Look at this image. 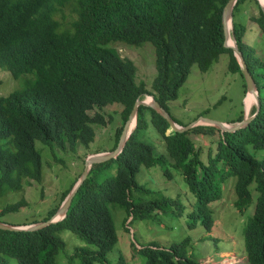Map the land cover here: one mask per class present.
I'll return each mask as SVG.
<instances>
[{"label": "trees", "instance_id": "16d2710c", "mask_svg": "<svg viewBox=\"0 0 264 264\" xmlns=\"http://www.w3.org/2000/svg\"><path fill=\"white\" fill-rule=\"evenodd\" d=\"M229 1L0 0V67L15 79L35 76L23 89L0 97V199L23 191L31 181L42 182L44 165L37 141L73 154L80 147L90 151L96 139L95 126L113 121L110 117L108 122L100 112H90L120 104L122 125L114 134V151L137 99L154 96L169 112L168 102L178 98L193 65L206 73L221 54H227L229 71L242 76L247 92L245 73L234 51L224 46L223 11ZM247 2L253 7L249 19L263 35L264 13L258 0H239L234 8L237 45L260 93L261 108L254 120L235 133L197 126L186 133L168 134L171 126L166 119L152 107H139L137 126L127 146L117 158L92 167L64 220L37 231L0 230V264H11L12 259L19 264H58L57 256L66 248L60 236L64 230L86 244L75 249L70 264L77 258L80 264H111L109 255L119 237L109 205L124 208L131 221L153 220L172 208L184 216L179 198L149 190L137 181L142 168L158 165H171L180 171L195 196L190 227L202 225L209 239L214 228L211 204L221 199L226 180L237 179L234 204L241 214L253 203L250 187L254 185L258 197L243 236L247 262L264 264V159L259 158L264 150V59L254 56L244 41L247 27L236 20ZM59 16L63 21L72 19L69 29L61 28ZM147 42L156 52L152 91L144 81H137L134 61L110 46L122 43L133 47ZM151 129L164 141L167 155H158L148 141ZM217 134L220 142L214 154L203 155V147L192 140V135ZM101 152L105 151L93 154ZM109 167H116L115 175L102 177V171ZM166 175L173 177L169 169ZM78 180L63 191L60 204L48 210L43 220L15 226L50 220ZM27 205L23 199L4 207L0 222L3 215ZM191 244L188 239L167 248L153 242L135 247V251L145 264H202L189 253ZM115 264H128L127 258L121 254Z\"/></svg>", "mask_w": 264, "mask_h": 264}, {"label": "rangeland", "instance_id": "374dc122", "mask_svg": "<svg viewBox=\"0 0 264 264\" xmlns=\"http://www.w3.org/2000/svg\"><path fill=\"white\" fill-rule=\"evenodd\" d=\"M249 3L243 5V8L237 13L236 20H240L247 27L244 41L251 46L254 56L264 59V35L257 24L249 19L250 11L253 9L252 4ZM66 13H69V9L66 10ZM58 19L63 30L70 28L71 18L68 17L63 21L59 16ZM110 46L117 49L122 57L134 61L137 67V81H144L147 90L152 91V83L157 75L154 46L149 42L133 47L122 43ZM229 61V55L221 54L219 60L206 73L201 72L198 65H193L186 83L179 91L178 98L167 104L171 117L177 123L188 126L201 117L230 123L251 118L256 114V108H258L256 97L245 93L244 80L239 73L235 74L229 71ZM33 77L35 76L23 75V77L15 79L6 68L0 67V97H6L14 91L23 89L26 82ZM147 97L149 95H145L144 99ZM121 111L120 104H113L107 106L104 111L97 109L90 112L91 115L96 112L104 114L108 122L110 117L113 120L106 126H95L96 139L91 144L90 151L80 147L78 153L73 154L71 151L64 152L37 141L36 147L39 148L43 159L44 178L41 183L31 181V184L26 186L23 191L10 192L0 199V212L4 207L23 199L28 204L18 212L3 215L1 222L10 225H23L43 220L48 210L60 204L63 191L69 188L74 180L81 177L93 153L105 151L101 154H106V151L109 152L114 148V134L117 128L122 125ZM205 123L201 122L200 126L208 127V125H204ZM170 132L171 129L168 133ZM219 138L218 134L192 135L195 144L203 147V155L216 153L220 142ZM148 141L155 145L158 155H167L166 145L157 131L151 129ZM259 158L264 159V150L259 153ZM168 169L173 175L170 179L166 175ZM102 173V177L114 176L116 167L113 169L109 167ZM136 179L139 184L149 190L179 198L185 213L180 217L177 215L176 208H172L165 213L160 212L157 214L160 216L153 220L135 219L131 221L132 217L128 218V213L124 208L118 205H109L119 237L117 246L109 255L111 264H115L121 254L127 258L128 264H145L144 258L135 251V247H146L156 242L160 246L168 248L175 244L180 245L188 239L192 240L189 253L195 260L212 257L216 264H221L225 257L230 259V256H237V261L233 264H238L241 261L240 258L245 260L240 264H250L246 261L243 231L247 219L254 215L258 197L254 185L250 187L253 193V203L245 214H241L234 204L237 197L235 191L237 179L231 177L226 180L223 184L221 199L211 204L214 228L211 232L212 237L209 239L210 234L202 225L198 224L195 228L190 227L189 214L194 209L195 196L189 192L179 170L172 168L171 165H158L151 169L142 168ZM60 236L66 243V248L58 254V264H70V258L75 249L86 244L69 230L62 231ZM205 238L208 239L205 240ZM221 250L234 254L226 253L222 257L220 256ZM204 262L211 264V260ZM230 262L232 263V261ZM11 264L19 263L12 259ZM73 264H80L79 259L77 258Z\"/></svg>", "mask_w": 264, "mask_h": 264}, {"label": "water", "instance_id": "95a60500", "mask_svg": "<svg viewBox=\"0 0 264 264\" xmlns=\"http://www.w3.org/2000/svg\"><path fill=\"white\" fill-rule=\"evenodd\" d=\"M239 0H230L229 3L225 6L224 11H223V29H224V34H225V43L224 46L226 48H231L234 53L236 58L238 59V62L240 64V66L242 67L243 73L244 74V78L246 81V86H247V93L248 95L251 94L253 96H255L257 98V112L254 116H252L251 118H245L242 122L238 123V124H234V125H228L219 121H215V120H211L208 118H204L201 117L198 120L192 122L191 124H189L188 126H179L177 125V123L173 120V118L171 117V115L169 114V112L164 109L161 104L154 98V96H149L151 98V100L149 102H145L142 98L137 99L135 106L129 116V120L127 121L122 135L120 137L119 143H118V147L116 148L115 151L107 153V154H95L92 155L93 158L96 156L98 157L97 160H95V164H91V159L87 162L84 172L82 173L81 177L79 178V180L77 181V183L75 184V186L73 187V189L71 190V192L69 193V195L67 196V198L65 199V201L62 203V205L60 206V208L58 209V211L56 212V214L48 221L46 222H42V223H38V224H33V225H29V226H15V225H10V224H6L3 222H0V230H6V231H37L40 229H43L47 226H50L52 224H56L62 220H64L67 217V214L70 210V207L73 203V200L78 192V190L80 189V187L83 185V183L85 182V180L88 178V175L90 174L92 167L96 164H102V163H107L115 158H117L122 151L124 150L127 141L129 140L131 134L133 133V131L135 130L136 126H137V118H138V112H139V107L140 106H148V107H152L158 114H160L164 119L167 120V122L170 124L172 130L171 131H175V132H180V133H186L188 131H190L191 129L199 126L201 124V122H206L205 124L214 126L215 128H217L218 130H220L221 132H226V133H235L245 127H247L251 121L254 120V118L256 117L257 113L260 111V104H259V88L257 86V83L253 77V75L250 73L248 65L244 59L243 53L239 50L237 43H236V39H235V45H230L229 43V24H232L233 29H234V23H233V18H234V8L236 6V4H238ZM260 2V7L264 13V0H258ZM132 123H134V127L131 128Z\"/></svg>", "mask_w": 264, "mask_h": 264}, {"label": "clouds", "instance_id": "9594fccd", "mask_svg": "<svg viewBox=\"0 0 264 264\" xmlns=\"http://www.w3.org/2000/svg\"><path fill=\"white\" fill-rule=\"evenodd\" d=\"M259 2V1H258ZM259 5H260V3H259ZM233 23H234V18H233ZM231 35H232V37H233V40H234V43H235V35H234V29L232 30V32H231ZM236 43H237V41H236ZM235 43V44H236ZM238 46V45H237ZM258 86V85H257ZM246 91H247V88H246ZM245 93H247V92H245ZM149 96H151V95H149ZM142 99L143 100H145L144 99V97H142ZM258 103V102H257ZM141 107V106H140ZM148 107V106H147ZM170 114V113H169ZM174 120V119H173ZM244 120V119H243ZM242 120V121H243ZM175 121V120H174ZM241 121V122H242ZM176 122V121H175ZM177 123V122H176ZM222 123H224V122H222ZM238 123H240V122H230V123H225V124H228V125H234V124H238ZM177 125H179V126H182V125H180L179 123H177ZM201 125V124H200ZM199 125V126H200ZM206 125H208V124H206ZM208 126H211V125H208ZM214 127V126H213ZM217 129V128H216ZM171 130H172V128H171ZM172 132V131H171ZM169 134V133H168ZM116 150V149H115ZM114 150V151H115ZM111 152H113V151H111ZM107 153H110V152H107ZM106 153V154H107ZM97 154H101V153H97ZM93 155H95V154H93ZM77 183V182H76ZM29 226V225H28ZM237 256H230V259H227L226 257L224 258V261L221 263V264H233V263H236V261H237V258H236ZM241 259V261L238 263V264H240V263H242L243 261H244V259L243 258H240ZM206 260H211V258H209V259H203L202 260V264H207V263H205L204 261H206ZM230 261H232V263L230 262ZM229 262V263H228ZM211 264H216V262L215 261H213V260H211Z\"/></svg>", "mask_w": 264, "mask_h": 264}, {"label": "bare ground", "instance_id": "6f19581e", "mask_svg": "<svg viewBox=\"0 0 264 264\" xmlns=\"http://www.w3.org/2000/svg\"><path fill=\"white\" fill-rule=\"evenodd\" d=\"M232 30H233V26H232V24H229V32H230V34H229V39H230V40H229V43H230V45H235L234 42H233V41H234V40H233V37H232V35H231ZM247 98H248V97H247ZM150 100H151V98H150V97H147V98H145L144 101H145V102H149ZM256 100H257V98H256ZM256 100H255V101H256ZM246 101H247V99H246ZM257 101H258V100H257ZM257 101H256V102H257ZM134 125H135V124L132 123L131 128H133ZM204 125H206V124H204ZM91 158H92V159H91V164H95V160H97L98 157L95 156V157L93 158V156H92Z\"/></svg>", "mask_w": 264, "mask_h": 264}, {"label": "crops", "instance_id": "0c3cea01", "mask_svg": "<svg viewBox=\"0 0 264 264\" xmlns=\"http://www.w3.org/2000/svg\"><path fill=\"white\" fill-rule=\"evenodd\" d=\"M244 99H245V96H244ZM226 253H231V254H232L233 252H230V251H222V250H221V251H220V256L224 257V254H226ZM233 254H234V253H233ZM209 258H211V260H213L212 257H207L206 259H209ZM203 259H204V258L200 259L199 261L201 262ZM243 259H244V258H243ZM246 261H247V259H246ZM243 262H245V260H244ZM243 262H242V263H243Z\"/></svg>", "mask_w": 264, "mask_h": 264}]
</instances>
